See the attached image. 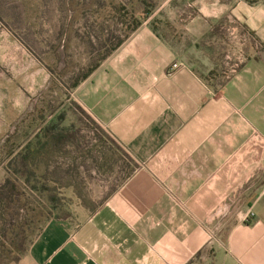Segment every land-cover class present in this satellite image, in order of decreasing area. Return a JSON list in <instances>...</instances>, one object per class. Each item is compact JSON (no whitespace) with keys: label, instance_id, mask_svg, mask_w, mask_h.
Segmentation results:
<instances>
[{"label":"crops","instance_id":"0c3cea01","mask_svg":"<svg viewBox=\"0 0 264 264\" xmlns=\"http://www.w3.org/2000/svg\"><path fill=\"white\" fill-rule=\"evenodd\" d=\"M189 1L192 20L153 23L152 15L119 43L105 39L99 54H88L98 57L73 97L138 169L103 200L95 191L68 196L73 213L53 218L11 264H264V0ZM180 4L173 6L177 14L188 9ZM225 19L238 26L248 47L221 79L185 57L196 54L197 41L207 45ZM13 45L15 60L28 58L31 69L27 76L13 69V80L0 71L5 174L7 159L21 151V135L31 143L38 132L36 119L17 127L16 94L27 83L36 93L39 76L50 77L38 70L36 53L27 56L16 39ZM0 58H6L2 48ZM95 183L79 178L63 188H103ZM96 202L101 207L86 209Z\"/></svg>","mask_w":264,"mask_h":264},{"label":"rangeland","instance_id":"374dc122","mask_svg":"<svg viewBox=\"0 0 264 264\" xmlns=\"http://www.w3.org/2000/svg\"><path fill=\"white\" fill-rule=\"evenodd\" d=\"M185 1L0 0V44L2 41L5 44L0 46V54L2 48L6 56L5 59L0 58V71L6 72V78L12 80L13 69L22 72L23 76L30 74L28 58L15 60L14 53L17 51L13 41L16 39L26 50L27 56L36 53L34 57L38 60V70L47 69L50 74L47 81L44 73L39 76L36 93L29 91L27 83L15 97L17 102L21 99V114L18 116L19 110H14L17 127L24 129L30 119H36L38 132L36 136L32 133L31 143L29 135H21L20 153L25 151L28 144H32L28 159L22 158L16 163L13 158L11 161L7 159V167L12 171L20 166L14 197L8 196L7 189L12 184L11 172H0V185L5 184L0 189V264L14 263L26 255L53 218L60 220L70 216L76 206L68 204L71 200L68 196L88 193L93 196L91 192L95 191L103 200L115 186L136 172L137 165L123 148L76 103L73 87L84 76L90 62L94 65L98 55H89L99 54L105 39L112 38L119 42L125 38L122 26L132 22L130 16L143 20V3L152 12L153 23L164 19L170 22L180 20L178 16L190 21L193 18L189 16L191 9L188 6L191 2ZM221 2L227 0H219ZM175 3H183L188 9L177 14L173 8ZM121 8H126L131 14L125 18L119 12ZM225 21L224 24L215 25L213 33L208 35L210 39L207 45L197 41L199 49H195L196 54L186 51L185 57L187 63L198 71L214 74L221 79L245 59L248 47L238 26L228 23L227 19ZM186 32L182 30V36ZM31 36L36 38L33 45ZM186 36H183V40L189 46L192 42ZM204 55L210 60H205ZM8 98H13L9 91L7 102ZM61 113L70 129V133L65 134L70 141L59 149H53L51 136L45 132V128L50 118ZM12 136L7 134V138ZM79 178L83 181L94 179L95 184L103 188H63L76 183ZM85 207L93 212L101 204L96 202ZM197 264L207 262L200 260Z\"/></svg>","mask_w":264,"mask_h":264},{"label":"trees","instance_id":"16d2710c","mask_svg":"<svg viewBox=\"0 0 264 264\" xmlns=\"http://www.w3.org/2000/svg\"><path fill=\"white\" fill-rule=\"evenodd\" d=\"M143 7H144V9H143V12L141 14V16H143V20L142 21L136 20L135 17L130 16L131 19H132V22H130L128 24L125 23V25L122 26L124 28L123 31L126 34L125 38H127L128 35L133 33L141 25V22L149 19V17H151L153 15L152 12L149 10L148 5L146 3H143ZM119 12L122 13V15H124L125 18H127L128 15L131 14V12L129 10H126V8H121V10ZM95 67L96 66H93L92 68H90L88 70V72L92 71L93 69H95ZM77 84H78V82L74 85L73 88H75L77 86ZM66 123H67V121H66L65 116H64L63 113L57 115L56 117L53 116V118H50L48 120V124H47L48 126L45 128V132L48 133L49 136H51V142H52L51 144H52V148L53 149H59V147L61 145H63L67 141H70V140L67 139V137H65V134L70 133V129L67 128ZM31 147H32V144L31 145L28 144V146H26V149H25L24 152H21L20 154L18 153L14 157H11L10 161L12 160V158H13V162L14 163L20 162L22 158H25V159L27 158L28 159L30 157L29 156V151L32 149ZM18 169H20V166L18 167ZM18 169L12 171L10 168L7 167V171L11 172V175L13 177V179L11 180L12 184L9 185V188H7L8 189V196L10 198L14 197V195L16 194V185L15 184H16V179L17 180L19 179L18 176H17ZM1 190H2V188H1ZM52 202H54V198H52Z\"/></svg>","mask_w":264,"mask_h":264}]
</instances>
